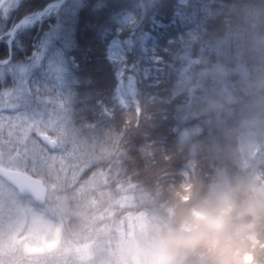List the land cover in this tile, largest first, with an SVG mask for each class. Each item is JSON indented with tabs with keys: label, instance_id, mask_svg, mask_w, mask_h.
Returning a JSON list of instances; mask_svg holds the SVG:
<instances>
[{
	"label": "trees",
	"instance_id": "1",
	"mask_svg": "<svg viewBox=\"0 0 264 264\" xmlns=\"http://www.w3.org/2000/svg\"><path fill=\"white\" fill-rule=\"evenodd\" d=\"M52 2L23 0L18 11L7 21H0V34L25 13L39 12ZM97 3L101 0H67L59 12L17 33L19 46L12 45L10 63L0 66V154L5 159L10 157L0 164L39 179L49 189L45 206L62 225V243L70 240L94 245L91 252L96 257L88 264H109L113 239L152 209L158 192L169 194L170 187L179 183L177 173L185 163L161 158V151L171 148L173 140L172 121L162 120L160 106L151 102L152 97L166 95L163 65L144 79L143 68L155 66L140 60L135 49L127 52L128 64L139 61L140 79L127 107L117 98L116 81L105 58L106 45L119 27L113 17L132 15L151 38L148 48L155 46L159 55L163 53L158 47L180 29V21L173 14L171 0H106L109 10L103 18L94 11ZM50 29L56 30L57 38L71 37L67 56L76 57L82 67L89 65L86 71L93 74V83L68 88L41 84L38 89L23 92L8 89L14 80L5 76L4 70L21 63L29 66L33 45ZM130 35L129 28L120 32L122 40ZM52 51L49 44L46 54ZM8 55V46L0 40V61ZM26 75L37 82L40 76L38 69ZM8 92L10 96H6ZM26 124L32 126L24 130ZM24 137L25 143H20ZM42 137L52 138L53 145ZM124 198L130 204L121 207ZM37 263L81 264L58 252L30 260V264Z\"/></svg>",
	"mask_w": 264,
	"mask_h": 264
},
{
	"label": "clouds",
	"instance_id": "2",
	"mask_svg": "<svg viewBox=\"0 0 264 264\" xmlns=\"http://www.w3.org/2000/svg\"><path fill=\"white\" fill-rule=\"evenodd\" d=\"M167 2V0H166ZM159 46L178 184L112 241L109 264H264V0H171ZM206 166V168H205Z\"/></svg>",
	"mask_w": 264,
	"mask_h": 264
},
{
	"label": "snow or ice",
	"instance_id": "3",
	"mask_svg": "<svg viewBox=\"0 0 264 264\" xmlns=\"http://www.w3.org/2000/svg\"><path fill=\"white\" fill-rule=\"evenodd\" d=\"M63 2L64 0H53L52 3L39 12L25 13L13 23L7 32L0 34V40L4 41L9 51V55L0 61V66L10 63L12 45L15 43L19 46L20 41L17 38V33L39 25L46 15L59 12ZM22 5L23 0H0V21H7L10 15L18 11ZM108 10L106 0H101V3H97L94 7V11L101 18L107 14ZM113 20L119 27L113 39L106 45L105 58L111 65L116 81L115 92L117 95H122L126 91H134L141 74L139 61L128 64L127 52L135 49L140 53V60H147L151 65L155 66L154 69L151 67L143 68L144 79L149 78L153 70H160L158 67L160 58L157 55L155 46L151 49L148 48L147 45L151 42V38L148 33L139 27L138 22H134L132 15L121 13L113 17ZM153 24L156 26L154 19ZM125 28H129L132 35L122 40L120 32L125 30ZM49 44L53 48L51 55L46 54ZM71 44L72 41L69 35L57 38L56 30L50 29L45 36L41 37L40 41L33 45V55L28 58L29 66L22 70L25 73L23 78L15 79L7 88L12 91L23 92L25 89H38L41 84L50 87L59 86L61 88H68L69 85H91L93 83V74L86 71L89 65L85 63L82 67L76 57L69 58L67 56V48ZM31 69L39 70L40 76L38 82L27 77L26 73ZM2 76L3 73H0V77Z\"/></svg>",
	"mask_w": 264,
	"mask_h": 264
},
{
	"label": "rangeland",
	"instance_id": "4",
	"mask_svg": "<svg viewBox=\"0 0 264 264\" xmlns=\"http://www.w3.org/2000/svg\"><path fill=\"white\" fill-rule=\"evenodd\" d=\"M19 65L22 66L11 65L4 74L9 75L13 80L23 78L25 73L22 70L28 66L23 63ZM10 92L6 93V96H10ZM133 97L134 91L117 95L123 107H127L128 103L133 101ZM54 125L53 123L52 126ZM30 126L32 125L26 124L23 128L26 130ZM25 141L24 137L20 143ZM49 141L51 144L52 138ZM0 159L3 163L10 157L7 156L5 159L0 156ZM12 159L14 160V157ZM126 199L120 201L121 207L130 204ZM142 216L140 215L139 218L141 219ZM69 241L66 240V244L62 243V225L49 208L36 207L31 200L19 197L14 189L0 179V264H30V260L45 258L56 252L65 255L74 263L81 264H85L82 262L88 264L90 258L96 257L91 252L94 245ZM21 259L28 261L23 263Z\"/></svg>",
	"mask_w": 264,
	"mask_h": 264
},
{
	"label": "water",
	"instance_id": "5",
	"mask_svg": "<svg viewBox=\"0 0 264 264\" xmlns=\"http://www.w3.org/2000/svg\"><path fill=\"white\" fill-rule=\"evenodd\" d=\"M67 0H64L63 4ZM45 9V8H44ZM0 178L16 190L22 198H31L34 204L43 206L48 196V190L43 183L20 171H12L0 167Z\"/></svg>",
	"mask_w": 264,
	"mask_h": 264
}]
</instances>
